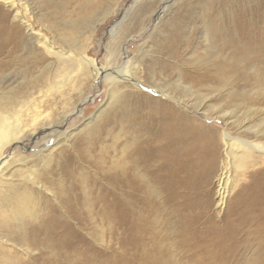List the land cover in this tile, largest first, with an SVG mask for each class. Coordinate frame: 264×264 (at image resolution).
I'll use <instances>...</instances> for the list:
<instances>
[{
  "label": "bare ground",
  "instance_id": "obj_1",
  "mask_svg": "<svg viewBox=\"0 0 264 264\" xmlns=\"http://www.w3.org/2000/svg\"><path fill=\"white\" fill-rule=\"evenodd\" d=\"M23 1L20 6L30 17L31 3ZM42 1L49 7L55 0ZM0 3L12 10L25 34L23 38L17 26L0 16V164L7 147L48 131L42 138L46 141L60 129L55 122L78 116L94 100L90 87L95 75L98 85L106 86V100L96 112L78 128L43 143L36 164L14 156L7 160L8 171L0 170V264H110L99 259L87 237L99 226L111 230L115 223L123 225L126 236L123 264H225L208 250L205 230L198 229L200 217L182 214L181 204L175 206L181 217L171 225L172 237L163 234L168 227L157 219L174 192L212 177L219 211L247 175L261 176L264 186V122L251 128L248 116L240 122L222 121L233 112L209 107L207 96L191 88L208 84L221 91L224 84H219L228 79L233 85L229 97L242 104L264 103V0H204L201 41L207 65L200 73L176 76L174 90L161 82L173 79L168 60L189 45L190 32L175 17L187 12L192 0L175 3V14L156 42L153 55L159 58L146 59L149 52L139 50L135 60L128 59L125 46L108 45L99 67L88 49L100 18L69 21L70 32L48 36L22 19L13 0ZM141 9L149 11L151 5ZM115 40L122 37L117 34ZM22 50L21 71H29L30 78L17 85L25 90H17L15 80L4 87L9 76L2 75ZM242 83L253 92L233 95L232 88ZM211 120H221L219 131L205 126ZM232 125L236 135L229 133ZM239 189L234 200L244 186ZM118 191L120 201L113 199ZM159 193L162 203L156 201ZM258 227L251 234H264V227ZM259 246L264 248V235ZM251 261L264 264V254Z\"/></svg>",
  "mask_w": 264,
  "mask_h": 264
},
{
  "label": "rangeland",
  "instance_id": "obj_2",
  "mask_svg": "<svg viewBox=\"0 0 264 264\" xmlns=\"http://www.w3.org/2000/svg\"><path fill=\"white\" fill-rule=\"evenodd\" d=\"M13 1L22 19L24 21L29 20L38 33L47 34L48 36H51V34H61L64 30L65 32H70L68 28L69 21L78 20L81 22V19L89 18L92 22H96L100 18L101 21L95 25L94 35L88 49V56L94 60L97 67L103 65L108 45L112 47L117 45L125 46L128 59L135 60L138 57L139 50L148 51L149 55L146 59H150V56L154 54L157 48L156 42L161 35L160 31L166 32L165 22H171L170 17L175 14V3L177 2V0H167L165 3L163 2L164 0H55L54 4L48 7L42 0H24L31 3L32 13L30 18L20 6V0ZM203 1L192 0L191 6H187L189 10L175 17L179 26L186 33L190 32L188 33L190 40L189 45L185 49L182 46V50L178 52L180 54L178 58L168 60L174 70L171 76L173 79L169 82L161 83L163 86H170V90H174L173 83L177 78L176 76L180 77L181 74L186 75L187 73L197 74L206 68L207 61L204 56L206 49H204L201 41L204 26H206L201 20ZM249 1L252 2L254 0ZM148 4L151 5L149 11L140 10V8H144ZM225 8L227 9L228 7L225 6ZM228 13V11L224 10V16ZM1 15H5L7 25L17 26L24 38L23 26L13 19L14 13L12 10L0 3ZM112 30H116L117 34L122 37V42L115 40L117 34L111 35ZM180 42L182 45L184 39L180 38ZM25 56L26 54L22 50L8 64L2 75L9 76L3 85L4 87L12 80L16 81L13 84L15 86L21 82L22 78H26V80L30 78L28 75L30 74L29 71L27 72L28 74L21 71L25 67V64L23 65L24 61H22ZM154 57L158 56L153 55L152 59ZM239 66H241L240 63ZM99 78V76L95 75L91 82L90 92L91 96H94V100L84 104L80 108L78 116L55 122L54 125L56 127L59 126L60 129L55 130L51 138H48L46 141L42 140V138L47 136L48 131L39 136V139L34 140L26 136L16 146L7 147L4 152V161L0 164V170L6 173L9 168L7 160L14 156L15 159L21 156L28 157L30 158L28 165L36 164V154L43 143H52L57 139V134L74 130L87 121L106 100L104 91L106 86L98 85L100 82ZM222 85L221 91H213L208 84H193L191 88L195 92H200L207 96L209 107L213 105L217 106L219 110L223 109L233 112L232 118L228 116L221 119L222 121L229 119L228 121L230 122H240L242 118L248 116L251 128L256 127V124L260 122H264V103L259 104L244 101L242 104L238 98L228 96L230 86H233L228 79L219 84V86ZM16 89L25 90V87L23 84H20L16 86ZM232 89L235 96L243 92L247 94L253 92L252 87H244L243 83L240 84L239 88ZM176 93L183 95L178 90ZM260 98L262 99V96ZM220 121L211 120L204 122L205 126L219 131L221 129ZM228 127L229 133L236 135V128L233 125ZM262 130H264V126ZM258 169H262V167ZM260 178L261 176L258 175H254L251 178L247 175L244 181L239 183L238 187L234 188L230 193L226 199L225 206L220 211L215 207L214 195L216 186L213 177L200 186L189 189L183 187L179 192H174L171 201L168 203L169 206H166L163 212H160L159 220L157 219L158 222L168 227L162 230L163 234L169 233L168 235H171L169 237H172L174 229L171 225L177 217H181V210L177 211L175 206L181 204L183 206L182 214L186 215L187 212V214L200 217V220H197L198 229L203 227L202 229L205 230L202 237L206 241L208 250L214 256H217L225 264H251L253 257L255 259L258 255L264 254L261 250H264V248L262 246L260 248L259 246L260 239L264 234L257 232L251 234L256 226H259L258 230H262L264 227V189H260V187L264 188V186L261 184ZM241 186H244L243 194L234 200L233 195L241 190L239 189ZM159 195L161 199L158 200L156 198V201H161L162 203L164 195L162 194V196L161 193ZM113 199L116 201L121 200L119 191L118 195L114 196ZM161 203L159 206H161ZM258 205H261V207ZM245 209H248L249 213L253 210V214L244 216L243 212ZM208 218L211 219L209 220ZM210 226L211 228H209ZM222 226L225 227L221 230ZM110 228L112 229L109 230L107 225L99 226L95 230L96 233L94 232L92 236L89 235L87 237V242L94 247L95 253H97L100 260L107 261L110 264H123L122 260L126 258L124 227L115 223ZM160 237L165 238L164 235ZM164 242L165 244L169 243Z\"/></svg>",
  "mask_w": 264,
  "mask_h": 264
}]
</instances>
